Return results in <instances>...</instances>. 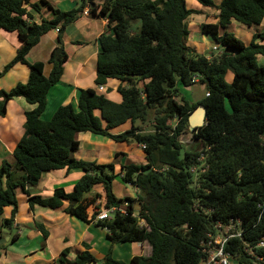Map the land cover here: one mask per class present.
<instances>
[{"label":"trees","instance_id":"trees-1","mask_svg":"<svg viewBox=\"0 0 264 264\" xmlns=\"http://www.w3.org/2000/svg\"><path fill=\"white\" fill-rule=\"evenodd\" d=\"M95 1L79 0L77 8L67 12L41 1L52 18L39 16V22H34L32 14H39L38 4L0 0V30L15 32L23 45L3 73L17 63L29 70L25 84L0 90V116L5 115L10 100L22 99L31 107L24 113V133L12 154L19 173L6 161L0 169V217L6 207L12 208L11 217L0 221V228L12 225L18 189L29 196L30 208L57 209L66 201L64 213L87 224L101 210L127 204L126 214L116 212L112 219L95 225L107 230L110 243L150 247L148 256H135L131 264H199L200 243L214 224L233 218L241 221L243 234L241 239L230 240L225 250L245 264L243 243L254 247L264 236V66L256 64L264 57V31L252 35L244 45L232 33L220 34L219 30L231 21L246 28L259 26L264 19V0H221L215 7L217 24L199 26L200 34L209 35L223 48L218 55L197 54L186 45V19L197 13L187 8V0H102L108 10L99 14L114 26L111 34L98 39L95 89L80 90L76 107L60 106L43 121L46 96L59 81L66 57L53 52L51 72L45 78L43 64H27L25 56L42 35L54 29L61 32ZM194 1L214 7L212 0ZM95 11L89 8L91 14ZM136 21L138 28L133 25ZM227 73L231 81L226 80ZM195 79L204 86L203 98L194 103L177 101L179 87L195 85ZM109 80L119 82V104L97 91ZM199 106L206 110L205 124L190 132L198 149L186 151L180 137L188 132V117ZM102 120L107 123L105 128ZM127 121L128 130L108 133ZM146 124L150 129L144 131ZM83 133L144 145L145 164L123 165L117 173L138 192L135 199L117 198L113 193L112 164L73 157L79 147L77 136ZM61 170L82 173L69 192L57 186L49 197H42L30 196L25 190L36 186L44 173ZM98 185L101 191L93 193ZM38 229L47 235L41 226ZM84 246L85 251L72 264L99 263ZM101 263L121 264L109 253Z\"/></svg>","mask_w":264,"mask_h":264},{"label":"crops","instance_id":"crops-1","mask_svg":"<svg viewBox=\"0 0 264 264\" xmlns=\"http://www.w3.org/2000/svg\"><path fill=\"white\" fill-rule=\"evenodd\" d=\"M41 1H46L53 9L62 12L77 8L79 2V0H28V4L36 3L40 8L38 15L36 13L32 14L34 22H39V16L45 20L52 18L50 10L43 7ZM212 1L213 8L201 6L194 0L186 1L188 9L197 11L196 14L190 15H196L197 18L189 16L190 18L186 19L187 29L192 30L187 38V44L191 48H196L194 43H202V38L196 37L201 24H208L210 21H212V24L218 22V12L215 7L219 5L221 0ZM24 7L29 11L27 4ZM90 7L95 8L96 14L93 15L89 12ZM107 10L108 5L102 0L95 1L93 5H86L82 15L74 23L68 25L61 32L54 29L42 35L25 56L27 64H43V76L45 78H48L51 72L52 65L49 62L51 54L59 48L61 50L59 55L63 53L66 57L59 81L49 89L46 96L45 108L41 115L43 121L49 120L60 106L71 104L76 107L80 90L95 89L96 57L100 51L98 39L101 35L111 34V29L114 26V24L109 23L106 16L99 14L100 11ZM261 24L260 26L246 28L231 21L225 29H222V31L220 29L219 32L220 34L227 32L233 35H238L240 32L250 40L252 35L261 32ZM22 48L23 45L18 40L15 32L0 30V90L8 91L17 84L27 82L29 70L24 64L17 63L3 73L4 67L14 59L17 52ZM204 54L207 53L204 52ZM231 79L232 76H226L227 81H231ZM118 85V81L109 80L105 86H102L103 91L101 94H104L109 101L119 104L120 96L116 91ZM30 109L31 107L22 99L7 102L5 115L0 116V169L4 161L9 163L13 170L16 168L14 167L15 161L12 154L24 133V113ZM95 114L97 116L101 115L99 111ZM126 123L121 125L124 126ZM106 125V121L102 120L103 128ZM121 125L110 129L108 133L118 135L119 133H116V130L123 127ZM91 136L98 137V135L90 133L77 136L79 147L73 153V157L85 161H95L97 164H105L104 159H110L113 163L118 160L117 163L119 164L121 155H128L129 150L126 148L123 151H113L108 147L107 142L104 144L94 143ZM133 146L130 147L140 149L137 144ZM103 148L108 151H103ZM79 151L80 154H77ZM140 164H145L144 153L143 161ZM115 168L120 172V168H117L114 163V171H116ZM16 173H19V171L17 170ZM81 175L80 171L67 173L64 170L44 173L36 186L26 187L25 190L29 192L30 196L38 195L42 197H49L57 186L63 187L69 192ZM4 181L3 179L2 183ZM100 191L101 186L98 185L93 188L92 192L99 193ZM134 191L137 195L138 192L135 189ZM28 197L21 189L16 191L17 211L13 216L12 225L5 234L2 233L0 228V240L4 241L3 245L0 246V264H72L75 258L85 251L84 245H87L88 252L100 261L97 264H103L101 260L108 253L113 260L119 261L121 264H131L133 257L148 256L150 254V247L145 243L126 244L127 247H119L125 244L110 243L106 240L107 230L97 227L95 221L87 224L65 214L64 209L68 204L66 201L57 209H48L38 205L30 208ZM125 197L131 198L130 195ZM97 204H101V201L98 200ZM122 210H125V207H122ZM11 212L12 208L6 207L0 221L9 219ZM38 226L44 229L47 233L46 236L42 234ZM64 250L67 251L66 254H63ZM121 250H126L125 258Z\"/></svg>","mask_w":264,"mask_h":264},{"label":"rangeland","instance_id":"rangeland-1","mask_svg":"<svg viewBox=\"0 0 264 264\" xmlns=\"http://www.w3.org/2000/svg\"><path fill=\"white\" fill-rule=\"evenodd\" d=\"M190 17L197 18L196 15L195 16H190ZM208 24H212V21H210ZM133 25H134V28H138L140 26V23L138 21H136ZM261 25H262L261 32H263L264 31V20H263ZM188 31L192 32L191 29H189ZM221 31H222V29H221ZM197 33L198 34H196V37H201L202 38V43H200V44L194 43L196 48H192V49L197 54H204V52H206V53L212 52L211 48L212 47H216L218 44H216L211 39V37L209 35L200 34L199 32H197ZM234 36H235V38L240 40L242 43H244V45H248L249 42H250V40H248L244 36L243 33L239 32L238 35H234ZM186 45L189 46L187 44V40H186ZM57 49H59V48H57ZM212 53L213 54H217L216 52H212ZM256 64L258 66H264V57L258 58V60H256ZM227 77H231L230 73H227ZM179 92H180V96L176 99L177 101L181 102V101L184 100V101H187L189 103H194V102L200 101L203 98V96H204V86L196 83L195 85H192V86H190L188 88L179 87ZM44 119H45V117H44ZM45 121H48V120H45ZM121 126H123V125H121ZM129 127H130V123H129V121H127V123L123 127H119L116 130V133L120 134V133L126 131L127 129H129ZM149 129H150V127L148 126V124L143 125V127H142V130H149ZM91 137H92V141H94V143H97V144H101V143L104 144L105 142H107L106 144L113 151H123V149H125V148L127 150H129L128 152L126 150L128 155H121V157L119 158V164L117 163L118 160L116 162H114L117 168H120V166H123V165L140 164V162L143 161V153H142V151L140 149H136V148L132 149L131 148L135 144L133 142L125 144V143L113 142V141H111V140H109L107 138L101 137V136H98V137L91 136ZM180 141H181V143L183 145L184 150H186V151H188V150L192 151V150L198 149V144L193 139L189 129H188L187 133H185L183 136L180 137ZM108 147H106V148H108ZM81 149L84 150L83 148H81ZM102 150L103 151H108V150H106L104 148ZM77 154H80V151ZM104 163L105 164H112L113 162L110 159H104ZM114 163L112 164L113 166H114ZM193 170H195V168ZM116 172L118 173L117 169H116V171H114L115 177H114V180H113V183H112L113 193L115 194V196L117 198L123 199L125 196L130 195V197L132 199H134L135 196H136V193H135L134 189L132 187L126 185V183H124L121 180L120 176ZM106 173L108 175H110V171L107 170ZM99 207H102L101 204H99ZM135 208H136L135 211L137 212L139 210V206L137 204H135L134 205V209ZM113 215L114 214H112V213L108 214L110 219L113 218ZM0 219H1V217H0ZM8 230H9V228H7V227H1V231H2L3 234L7 233ZM127 245H128V243H127ZM127 245L125 244V245H122V246H119V247H127ZM119 249H124V248H119ZM121 253H122V255L125 258V255L127 253L126 250H121Z\"/></svg>","mask_w":264,"mask_h":264},{"label":"built area","instance_id":"built-area-1","mask_svg":"<svg viewBox=\"0 0 264 264\" xmlns=\"http://www.w3.org/2000/svg\"><path fill=\"white\" fill-rule=\"evenodd\" d=\"M75 1V0H73ZM58 32V29H55ZM212 52H216L217 55L223 52V48L219 45L211 48ZM197 83V79L192 81ZM98 92L103 91V87L97 88ZM205 96H208L205 94ZM140 149L144 150V145L139 146ZM132 187L131 185L127 184ZM133 188V187H132ZM127 204L121 207H111L108 210H101L95 217L96 221H107L110 220L109 213L120 212L126 214L122 207H126ZM133 216H137V213ZM143 223L141 222L140 225ZM243 234L241 221L238 219H229L226 223L216 222L213 226V231L207 234L206 240L202 241L199 246V252L201 254V260L199 264H240L237 260L233 259L231 255L226 252L225 246L227 243L235 238L241 239ZM257 251H264V236H262L254 247L243 243L242 252L246 256L247 262L245 264H264V254L258 253Z\"/></svg>","mask_w":264,"mask_h":264},{"label":"water","instance_id":"water-1","mask_svg":"<svg viewBox=\"0 0 264 264\" xmlns=\"http://www.w3.org/2000/svg\"><path fill=\"white\" fill-rule=\"evenodd\" d=\"M60 49L55 50V54L59 55ZM206 119V110L204 107L199 106L197 107L192 114L188 117V129L190 132L197 130L204 126ZM4 241L0 240V244L3 245Z\"/></svg>","mask_w":264,"mask_h":264}]
</instances>
